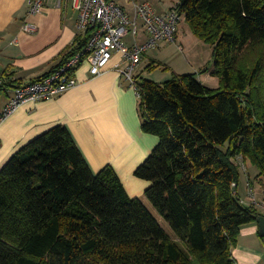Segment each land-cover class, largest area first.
Listing matches in <instances>:
<instances>
[{"label":"trees","instance_id":"obj_1","mask_svg":"<svg viewBox=\"0 0 264 264\" xmlns=\"http://www.w3.org/2000/svg\"><path fill=\"white\" fill-rule=\"evenodd\" d=\"M172 8L211 45L220 80L212 88L198 72L135 76L142 129L159 138L135 175L151 182L146 197L174 234L129 195L112 165L95 173L58 124L0 169V264L234 263L240 230L262 215L238 194V158L258 169L264 186V0H179ZM91 35L78 33L59 63L30 82L87 56ZM27 83L9 67L0 91Z\"/></svg>","mask_w":264,"mask_h":264},{"label":"crops","instance_id":"obj_2","mask_svg":"<svg viewBox=\"0 0 264 264\" xmlns=\"http://www.w3.org/2000/svg\"><path fill=\"white\" fill-rule=\"evenodd\" d=\"M124 1V7L134 17L132 1ZM71 7L58 6V0H47L41 14L29 17L27 0H0V81L3 71L9 67L15 79L29 83L59 63L61 54L73 44L78 34V13ZM26 19L38 25L35 34L22 30ZM183 38L179 31L175 44L181 45L186 54ZM165 45L162 43L159 47ZM205 51L197 43L188 54L186 71H177L176 65L173 71L198 72L203 83L218 88L220 80L212 75L213 57L209 55L204 60ZM148 55L153 56L146 52L141 64ZM158 58L152 61L169 66L170 62ZM123 60L124 56L117 51L104 71L97 75H92L91 63L86 61L74 71L77 85L50 99L28 101L8 116H3V112L15 87L0 91V169L21 146L55 125L64 124L95 173L112 165L131 196L144 200L151 182L136 176L135 171L158 145L159 138L142 129L139 99L127 78L118 71V64ZM146 66L141 65L138 73L144 74ZM257 174L256 168L254 176ZM254 176L247 175L242 188L239 182L238 194L247 204L254 201L264 204V186L261 178L254 180ZM259 209L264 215V207ZM242 228H255V233L246 237L239 235L234 248L255 253L260 257L258 264H264V236L259 222Z\"/></svg>","mask_w":264,"mask_h":264},{"label":"built area","instance_id":"obj_3","mask_svg":"<svg viewBox=\"0 0 264 264\" xmlns=\"http://www.w3.org/2000/svg\"><path fill=\"white\" fill-rule=\"evenodd\" d=\"M130 1L134 5V17L118 0H58V6L71 5L77 11L78 33L92 31L85 48L88 55L84 57L85 61L91 63L92 75L103 72L114 54L117 51L121 52L124 60L118 64V71L127 78L137 97L140 98L135 81L136 70L149 49L157 47L162 41L177 42L181 15L172 7L159 12L149 1ZM46 3L47 0H27L28 16L41 14ZM22 30L35 34L38 31V25L26 19ZM144 32L148 36L141 40L140 38L145 36ZM127 36L131 37L129 43L125 39ZM83 53H77L42 80L16 88L4 109L3 116L10 115L28 101L38 102L50 99L77 85L78 81L72 73H69V70L80 64Z\"/></svg>","mask_w":264,"mask_h":264},{"label":"rangeland","instance_id":"obj_4","mask_svg":"<svg viewBox=\"0 0 264 264\" xmlns=\"http://www.w3.org/2000/svg\"><path fill=\"white\" fill-rule=\"evenodd\" d=\"M139 1H143V0H139ZM149 2H151L155 8L159 11V12H163L164 9L168 8L170 5L172 4H176L177 0H148ZM118 2L123 5L124 4V0H118ZM72 9V7L70 8ZM140 26H141V22H140ZM181 32L184 36V38L182 39L185 47H186V54L185 52H183L181 50V48L179 46H177V44L175 43H166V42H161L160 44H158L157 47L155 48H151L148 50V52L153 55V56H146L143 63L140 64V66H145L150 64V62L153 60V58H158L164 62L168 61L170 62L169 66H167L168 64L163 63L162 66L155 68L154 72L150 73V71H147V69L144 67V74L142 73L143 76L151 78V79H155L158 81H166L168 79H170L173 75V69L176 67L177 71L181 72L185 69H187L185 67V65L188 62V54L191 52V50L196 46L197 43L201 44L202 47H204L205 51V55H204V60L211 55L212 56V51H210V46L208 43L204 42L203 40L199 39L198 37H196L190 26L188 25V23L186 22L184 17H181L180 19V23L178 26V32ZM145 36L141 37L140 39L143 40L144 38H146L148 36V34L146 32H144ZM126 41H128V43L131 41V37L127 36ZM163 43V45L165 46H161L159 47V45H161ZM202 49V48H201ZM86 62V61H85ZM212 64H214V60L212 62ZM210 63V65H212ZM174 65H176L174 67ZM137 68L136 70V75L138 74L140 67ZM186 71V70H185ZM202 72V71H201ZM187 73V72H186ZM198 77H199V73H198ZM238 164L240 165L241 168V179H240V187L242 188L245 184V179L247 178V175H251L254 176V172L256 170V167H254L250 162H246L242 157L238 158ZM257 177V175H255L253 177V179L255 180ZM124 183V182H123ZM125 185V184H124ZM126 187V186H125ZM127 189V188H126ZM128 191V190H127ZM129 195L131 196L130 192L128 191ZM140 198V197H139ZM148 206L149 208L152 210V212L158 217V219L160 220V222L162 223V225L170 232H173V230L170 228V226L168 225V223L165 221V219L158 213V211L155 209V207L151 204V202L147 199V197H144L143 200Z\"/></svg>","mask_w":264,"mask_h":264},{"label":"clouds","instance_id":"obj_5","mask_svg":"<svg viewBox=\"0 0 264 264\" xmlns=\"http://www.w3.org/2000/svg\"><path fill=\"white\" fill-rule=\"evenodd\" d=\"M255 233V228L251 229H241L240 235L246 237L253 235ZM231 257L235 261V264H258L260 257L252 252H242L239 248L230 249Z\"/></svg>","mask_w":264,"mask_h":264},{"label":"bare ground","instance_id":"obj_6","mask_svg":"<svg viewBox=\"0 0 264 264\" xmlns=\"http://www.w3.org/2000/svg\"><path fill=\"white\" fill-rule=\"evenodd\" d=\"M123 6H124V5H123ZM82 57H83V56H82ZM84 62H85V58L83 57L82 61L80 62V64H78V66L82 65ZM63 65H64V64H63ZM63 65H62V66H63ZM78 66H76L75 68H73V69H74V70H72L73 73L71 72L73 76H74V71L77 69ZM59 68H60V67H59ZM59 68H58V69H59ZM58 69H57V70H58ZM54 72H55V71H54ZM52 73H53V72H52ZM52 73H51V74H52ZM49 75H50V74H49ZM49 75H48V76H49ZM46 77H47V76H46ZM44 78H45V77H44ZM41 80H42V79H41ZM38 81H39V80H38ZM35 82H36V81H35ZM29 83H33V82H29ZM29 83H27V84H29ZM27 84H24L23 86H25V85H27ZM20 87H22V86H20ZM18 88H19V87H18ZM22 105H23V104H22ZM253 204L257 205V206L260 207V208H261V207H264V204H257V201H254Z\"/></svg>","mask_w":264,"mask_h":264},{"label":"water","instance_id":"obj_7","mask_svg":"<svg viewBox=\"0 0 264 264\" xmlns=\"http://www.w3.org/2000/svg\"><path fill=\"white\" fill-rule=\"evenodd\" d=\"M260 224L261 235L264 236V215H260L257 219Z\"/></svg>","mask_w":264,"mask_h":264}]
</instances>
